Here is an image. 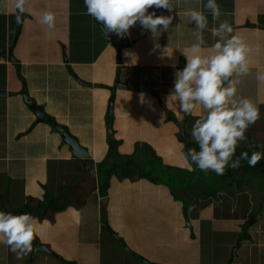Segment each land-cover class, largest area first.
<instances>
[{"label": "crops", "instance_id": "1", "mask_svg": "<svg viewBox=\"0 0 264 264\" xmlns=\"http://www.w3.org/2000/svg\"><path fill=\"white\" fill-rule=\"evenodd\" d=\"M192 1V9L203 11L208 19V27L203 32V55L211 54V45L218 39L211 29L227 20L234 29L233 34L240 36L250 48V71L239 78L238 95L249 98L256 105H264V80L256 79L257 72L264 73V0H216L222 12L216 21L203 8L206 0ZM26 9L22 23L18 25L14 0H0V52L12 49L16 59L14 63L0 59V91L5 92V96L0 97V211L16 210L14 215L29 213L36 217L38 234L33 244L65 249L67 244L74 243L76 254L81 256L71 257L70 254L67 261L71 264H84L91 256L99 264L98 253L105 247L103 233L110 230L108 236L113 239L106 243L109 247L106 248L113 260L128 256L132 264H143L141 259L152 264H264V155L255 167H249L242 160L241 167L230 169L236 176L229 173L231 179H228L226 174L227 179L221 180L223 183L195 189L200 191L197 195L203 192L204 196H193L192 193L191 196L190 188L175 190L177 196L185 192L186 199L190 198L186 207H181L178 202L176 206L178 197L173 200L172 194L171 201L169 189L143 178L140 172L138 174L136 166L140 165V159L143 158L145 163L155 159L152 149L144 152L145 139H139L129 153L123 151V158L112 159L110 154L118 150L117 143L110 140L115 134L111 131V135L106 136V130H112V124L101 121L102 115L109 117L100 113V107L104 108L102 112L107 111L113 89L117 92L122 88L124 97L131 98V94L126 93L129 85L122 79V74L133 66L149 67L123 61L117 64L115 48L105 39L98 23L85 14L84 0H26ZM45 11H51L61 19V33H47L37 26L32 27L37 15ZM110 38L117 45H123V49L132 44V38L115 40L114 34ZM136 43L137 40L132 46ZM132 52L135 53L134 49ZM173 64L175 69L185 65V58L177 48L161 74L149 75L147 70L146 78L168 79L172 88L175 69L170 65ZM99 68L107 70L109 77L111 72L114 83H106V77L97 72ZM97 76V85L106 88L107 97L97 99L95 104L94 99H84L80 95L93 92ZM134 78L138 84L146 79L141 74ZM23 83L29 97L46 114L42 122L36 121L23 101L20 94ZM70 92H73L72 96ZM94 106L99 107L97 112ZM173 106L174 110L163 106L164 122L169 123L171 119L173 123H182L183 127L187 125V151L191 148L188 144L195 143L189 125H193L199 114L190 115L184 122L178 118L175 103ZM259 112L260 119L247 129V139L239 143L234 158L241 152L250 156L252 152H258L256 145H264V124L261 122L264 111L259 109ZM48 116L52 121H45ZM115 127L120 129L121 126ZM60 129L88 151L97 170L105 160L108 167L115 166L111 175L105 177L107 187H100L82 169L80 161L72 158L69 147L57 132ZM178 134L179 129L173 132L176 139ZM101 169L104 170V165ZM203 173L210 175L212 172ZM251 174L261 186H250L254 182ZM232 181L233 187H227ZM128 185L137 186L135 200L141 207L150 209L152 221L144 227L136 226L133 232L128 229L129 219L138 216L114 208L111 200L119 186L127 192ZM240 189L243 192H238ZM103 191L109 195L101 194ZM166 198L169 201L165 205L163 200ZM102 199L106 201L104 204ZM109 208H112L110 212ZM152 212L156 213L154 218ZM104 217L108 218L107 222H103ZM52 227L57 234L51 236ZM129 233L139 235L136 244ZM86 247H91V251L86 252ZM51 259L50 254L40 251L17 259L6 244L0 243V264H49Z\"/></svg>", "mask_w": 264, "mask_h": 264}, {"label": "clouds", "instance_id": "2", "mask_svg": "<svg viewBox=\"0 0 264 264\" xmlns=\"http://www.w3.org/2000/svg\"><path fill=\"white\" fill-rule=\"evenodd\" d=\"M18 9L16 22L21 23L26 9V0H14ZM86 15L92 17L101 27L105 39L114 34L118 39L131 36L130 29L137 24L147 31L153 40L151 52L161 48L157 37L169 30L173 24L174 0H84ZM203 8L208 10L213 21L222 15L216 0H206ZM151 9V11H150ZM157 10L169 14L157 15ZM194 25L195 42L189 48L178 49L185 58L182 69H175L173 86L165 98L166 106L173 101L185 115L199 114L191 128V137L197 148L181 152L180 156L189 170L194 164L202 172L224 175L226 168L238 169L241 161L255 167L261 160L260 152H241L234 158L236 148L247 138L245 132L260 119L259 108L247 97L239 96V78L249 74L248 54L250 48L227 20L220 21L211 29L217 37L211 45V54L203 55L205 40L203 32L208 27V19L203 11L189 9L184 12ZM39 22L54 27L55 14L45 11ZM167 47V46H166ZM166 47L164 49H166ZM163 49V50H164ZM123 56L137 63V56L128 49ZM171 58V57H169ZM257 80H264V73L257 72ZM141 103L144 93H140ZM165 119L161 113L159 123ZM198 149V150H197ZM97 172V169H96ZM37 218L29 213L14 215L0 211V243L8 246L17 259L33 252V240L37 235Z\"/></svg>", "mask_w": 264, "mask_h": 264}, {"label": "rangeland", "instance_id": "3", "mask_svg": "<svg viewBox=\"0 0 264 264\" xmlns=\"http://www.w3.org/2000/svg\"><path fill=\"white\" fill-rule=\"evenodd\" d=\"M193 1L192 0H174V11H173V24L170 26L169 30L165 33H161L157 37V43L161 46V49H158L156 52H151V49L153 48V40L150 36V33L147 31H142L139 25L137 24L133 28L130 29L131 36L128 38H132L131 43L133 44L135 40H137V43L135 46L128 45L126 48L132 52L134 49L135 55L137 56V63L141 64L142 66H147L149 69L146 68H131L129 72L122 74V79L125 80L129 86L126 87V93L131 94V98L124 97V89L119 88L117 90V94H115V109L113 108L112 116H109L107 118L103 117L101 121H109L112 124V130L108 129L106 130V136H110V132H114V136L110 138V140L114 141L116 144V148H118L117 152L120 154L121 157H123L122 154L123 151L129 153L133 147L138 143L139 139H145V146H144V152L147 150H151L154 153L153 156L155 159H152L151 161H147L146 163L143 162V158L140 159V166L142 169H145L147 173H150L149 176L152 178H155L156 175H158V179L160 184L163 188L169 189L171 187H175V185L181 184V182L186 183L189 182L190 179L194 182L193 191L191 192L193 196H204L203 192L197 195L200 191H195L197 188H204V187H214L215 181L211 180V176L206 177L204 175L198 172H195L194 164L191 166V170L189 174H185L186 169H189L188 165L185 163V161L181 158L180 153L187 152L185 151L186 145L181 144L178 139L173 135V132H176L178 129H180L179 124L173 123L171 120L169 123H165L164 121L162 123H159L160 115L162 113L163 106H166L165 98L169 93V90L171 89L168 79H160L154 80L151 79V77L146 78V76L151 73H162V68L169 65V61L173 58V53L175 52V49L177 48V51H179V47L185 49L186 47H189L192 44V24L189 21V18L184 15V12L188 9H192ZM151 11V9H150ZM163 13L164 15H168L169 13L166 10H157V15H160ZM41 15H37V18L33 22V28L39 27L40 31L44 32H54V33H61L63 30L62 21L58 17V15H55V24L54 27L49 29L47 25L41 24L39 22ZM32 29V28H31ZM191 33V34H190ZM115 40H118L116 38ZM122 40V39H119ZM167 46V47H166ZM166 47V49H164ZM164 49V50H163ZM180 52V51H179ZM171 57V58H169ZM121 61L125 62H131L130 59L125 58L123 56V52L121 55ZM167 62V63H166ZM153 67L154 69L150 68ZM160 67L161 69H158ZM182 69V68H180ZM148 70V74L146 71ZM97 72H100L101 77H106V83L112 84L113 79L111 78L112 73H107V70L104 68H99ZM141 74L146 78L143 81H141V84H138V80H134V76H137ZM165 75V74H164ZM127 76V77H126ZM96 77V84L93 86V92L91 94H81L84 99H94L95 104L97 103V99H105L107 97V91L104 86H99V80ZM114 83V81H113ZM164 89H163V88ZM123 90V91H121ZM140 93H144V102L141 103L140 100ZM73 92H70L69 95L72 96ZM155 99H158V101H155ZM174 102L169 101L167 107L174 110ZM114 107V105H113ZM259 109H263L264 111V105H257ZM99 107L94 106L95 112H97ZM103 106L100 107V113L107 115V111L102 112ZM165 109V108H164ZM178 112V118L180 120H183L184 122H187L190 115H185L181 113L179 110ZM262 112V111H261ZM264 115V112H263ZM175 122V121H174ZM195 122V121H194ZM193 122V123H194ZM262 124H264V120L261 121ZM182 124V123H181ZM121 126L120 129L116 128L115 126ZM189 125V124H188ZM190 128L192 127L189 125ZM118 129V130H116ZM184 132L188 133V127H183ZM183 145V146H181ZM255 143V142H253ZM187 144V143H186ZM185 146V147H184ZM257 151L260 152L262 155H264V145H256L255 146ZM100 148V146H99ZM119 149H122L121 152ZM186 168V169H185ZM198 170V169H197ZM200 171V170H199ZM132 173V172H131ZM134 173V172H133ZM173 173L175 176H173ZM177 175V176H176ZM182 175V177H181ZM254 178V182L250 184V186H255L257 188V185L261 186V182L256 179V176L251 174ZM178 177L181 182L178 181ZM175 184V185H172ZM130 186L134 188H130ZM137 186L135 185H128L127 192L124 191L119 186V191L115 192L114 199L111 197L113 207L116 209L121 208V210L124 211V213H129L134 216H138L136 218H133L130 216V221L128 224V229L133 232L136 228V226L144 227L146 224H151L150 220V209L147 207H141L135 200L138 196V193L136 191ZM109 195V193H106ZM207 194V193H205ZM170 200L172 201V193H168ZM177 196V194H174ZM169 198H166L163 200V202L166 203L169 201ZM174 200V197H173ZM177 202L180 203L181 207L184 208V202L177 200L176 203H174L177 206ZM181 208V210H183ZM109 208V212L111 211ZM152 211V210H151ZM153 218L155 217V212H152ZM103 222H107V217H104ZM125 221V222H127ZM170 223V222H167ZM187 223V222H186ZM142 224V225H141ZM51 236L57 234L55 231V227H52L50 229ZM38 234V233H37ZM102 235V234H101ZM111 230L106 234L103 233V245H105L102 252L98 253L101 262L99 264H132V260L128 256H123L113 260L111 256L110 250L108 251L106 247L107 242L110 241L111 238ZM130 237H134L133 243H137L136 237L139 235H133L132 233H129ZM64 245V244H62ZM89 245H91L89 243ZM109 248V247H108ZM124 248V246H123ZM49 252H51L52 259L50 260L49 264H67L69 263L67 260L69 259L68 256L70 254L71 257H79L80 254H76L77 249H75L74 243L73 245L67 244V247L64 248H48ZM124 250H126L124 248ZM83 251V250H82ZM91 251V247H86V252ZM138 251V249H137ZM47 254V253H46ZM58 254V255H56ZM70 257V258H71ZM57 258V259H56ZM28 262L27 264H29ZM84 264H97V260L94 256L89 257ZM144 264V263H143ZM145 264H152V263H145Z\"/></svg>", "mask_w": 264, "mask_h": 264}, {"label": "water", "instance_id": "4", "mask_svg": "<svg viewBox=\"0 0 264 264\" xmlns=\"http://www.w3.org/2000/svg\"><path fill=\"white\" fill-rule=\"evenodd\" d=\"M23 17H22V20H23ZM21 23H18V25H21ZM107 41L111 42V45L115 48V50H116V62H117V64H119L121 61L120 54H121V50L123 49V45H120V46L117 45L115 42L111 41V38ZM0 58L7 59V61L9 63L16 62V59L12 54V49H9L8 52L1 51L0 52ZM80 82L83 85L86 84L83 81H80ZM20 94L23 98L24 103L28 105L30 111L36 117V121L42 122L44 120L46 114L43 111V109L29 97L26 85L24 83L22 84V89H21ZM3 96H5V92L0 91V97H3ZM114 96H115V90L113 89L112 90V97L110 98L108 106H107V115L108 116H112V114H113ZM179 126H180V129H179V134L177 136V139L182 144H186V143H188L189 139L184 132L183 125L180 123ZM57 132L59 133L62 142L69 147V151L72 155V158L80 161L82 169L87 172V174L90 178H92L94 181H96V178H97V176H96V165L93 162V160L91 159L88 151L84 147L80 146L79 143L77 142V140L74 137H72L70 134H68L64 129L63 130L62 129L57 130ZM101 202H102V204H104L106 201L104 199H102ZM33 245H34V250H33V252H31L32 254H34L36 251H40V252H44V253L51 255V252H49V249L44 247L43 245H41V244H33ZM141 262L147 263L144 259H141Z\"/></svg>", "mask_w": 264, "mask_h": 264}, {"label": "trees", "instance_id": "5", "mask_svg": "<svg viewBox=\"0 0 264 264\" xmlns=\"http://www.w3.org/2000/svg\"><path fill=\"white\" fill-rule=\"evenodd\" d=\"M0 59H2V58H0ZM69 69H70V67H68ZM70 71H71V69H70ZM72 72V71H71ZM49 120H51L52 121V119H51V117H46V119H45V121H49ZM169 120H171V119H169ZM113 146H115V143H114V145ZM188 146H190L191 148H197V145H196V143H193V142H190L189 144H188ZM110 158H115V159H119V158H123V157H121L120 156V154L118 153V152H115L114 154H110ZM107 160H105V161H103V162H101V164H99L98 165V169L99 170H97V172H96V176H97V178H96V181L98 182V184H99V186L100 187H103V186H105V187H107L108 185H105L104 184V180H105V177H108V176H110L111 175V173L113 172V170H114V167L112 168L111 166L110 167H108L107 166V162H106ZM101 165H104V170H102L101 169ZM137 168H140V175L143 177V178H147V179H149V180H151V181H153V182H155V183H160L159 182V179H158V175H156L155 176V178H152L151 176H149V174L150 173H147L146 172V170L145 169H142V167H140V165H138L137 164V166H136ZM194 168H195V172H198V173H200L201 172V174L202 175H204V176H206V177H209V174H204L200 169H198L196 166H194ZM186 169V168H185ZM198 169V170H197ZM230 169L231 168H226V170H225V174L224 175H220V176H218V175H216L214 172H212L211 174H210V176L212 177L211 178V180H213V181H215V183L216 184H220V183H223L221 180L222 179H227V176H226V174L228 175V179H231V176H236L235 174V172H233V173H231L230 172ZM200 170V171H199ZM190 173V170L189 169H186V172H185V174H189ZM229 173H230V175H229ZM173 176H175V174L173 173ZM177 176V175H176ZM181 177H182V175H181ZM176 178H178V177H176ZM178 181L179 182H181L182 180H180L179 178H178ZM172 185H175V184H173L172 183ZM233 185H234V183H233V181L232 182H228V186L227 187H233ZM193 187H194V182H193V180L192 179H190L189 180V182L187 181L186 183H183V182H181V184H178V185H175V187L173 186V187H171L170 188V190H171V193L173 194V197H174V199H176L177 197V200H181V201H183L184 202V200L183 199H186V193L184 192V193H182L181 195H183V196H181V195H178V196H175L174 195V193L176 192L175 190H178V191H180V190H183V189H192V191H193ZM236 187V186H235ZM191 191V192H192ZM201 191H203V190H201ZM191 192H190V195H191ZM238 192H243V190H239ZM106 191H103V192H101V194H103V195H106ZM209 193H207V195H208ZM192 196V195H191ZM199 197V196H198ZM204 199H206V197L204 198ZM193 199H191V201H192ZM190 202V198H187L186 200H185V202L183 203L184 204V207H186V205L188 204ZM53 209L55 210V211H57V209H56V207H54L53 206ZM10 212L12 213V214H14L15 212H16V210H10ZM67 264H71V263H67Z\"/></svg>", "mask_w": 264, "mask_h": 264}, {"label": "flooded vegetation", "instance_id": "6", "mask_svg": "<svg viewBox=\"0 0 264 264\" xmlns=\"http://www.w3.org/2000/svg\"><path fill=\"white\" fill-rule=\"evenodd\" d=\"M146 154V153H145ZM137 170H138V174H139V172H140V169L139 168H137Z\"/></svg>", "mask_w": 264, "mask_h": 264}]
</instances>
